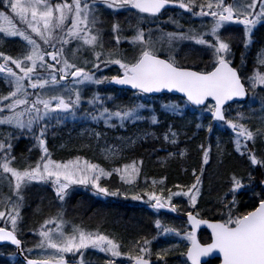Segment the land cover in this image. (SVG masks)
Listing matches in <instances>:
<instances>
[{
    "label": "snow or ice",
    "instance_id": "obj_1",
    "mask_svg": "<svg viewBox=\"0 0 264 264\" xmlns=\"http://www.w3.org/2000/svg\"><path fill=\"white\" fill-rule=\"evenodd\" d=\"M100 3L109 9H135L138 23L134 28V35L130 38L131 44L139 48L138 54L131 60L123 58L113 59L119 55L118 50H109L108 59L102 61L108 64L119 65L122 70L121 75L112 77H102L97 79L95 74L69 61L64 55V46L72 41L78 42V48L73 50L72 55L76 56L81 48L91 49L96 60L104 55L103 52L96 51L103 48L102 30L96 25L99 20L96 15L95 5H89L84 0H63L61 3L50 4L48 0H6L15 17L19 18L21 24L26 28H19L13 24V17L4 12H0V31L6 36L20 37L28 46V50L20 57L6 55L0 51V73L4 74V80L9 84L11 90L6 96H0V101H10L0 107V111L7 110L8 114L0 116V125H11L15 129L23 132L26 130L32 134L43 155L35 165H28L24 168L13 166L14 156H10L12 144L5 140H0V151L4 156L0 158V179L6 180L11 192L15 196H6V210L0 211V220H4L8 227H0V242L9 241L17 249L23 251L22 242L17 238L18 221L21 219L20 206L24 200L22 194L24 187L32 182L51 181L56 196L63 201L66 190L72 184L91 185L96 192L102 195L116 196L117 191H109L99 183L101 177L111 176L112 172L119 174L120 179L127 184H132L139 175L140 169L137 162L124 164L122 167L113 168L107 171L99 164L90 163L80 157L66 162H59L51 159L46 140L44 139L48 124L44 123L39 127L36 134L35 127L41 122L55 119L59 124L67 117L75 118L81 104V91L79 87L62 84L72 78L74 85L85 83L103 84L114 82L119 85H130L131 88L138 90V93H154L162 90L177 91L184 94L186 103L201 106L203 110L211 113L214 121L227 125L235 133V149L242 156H247L251 165H264V160L259 159L251 150L247 149L248 142H255L257 137H264V115L260 117L261 126L255 130L248 127L242 121L250 120L252 116H246L243 112L237 111L236 116L228 118L226 116L229 102L235 98H243L248 90L242 80L238 69L232 66L229 57L232 55V38L222 35L226 25H243V46L245 49L253 44V32L257 24L264 22V0H206L205 3H197V0H99ZM170 4H177L181 9L191 12L193 16H211L213 22L207 32H196L190 29L189 32H168L164 33L157 40H153L151 30L145 32L140 25L148 18H155L161 13L162 9ZM200 11H195L196 8ZM257 7L259 11H257ZM207 9V11H205ZM69 19L71 20L68 25ZM171 19V18H170ZM172 23H178L172 20ZM5 24L7 27H5ZM39 37L45 45H49L53 50L47 51L41 44L33 38L27 31ZM121 31L119 23H113L112 32L115 42L120 43ZM59 33V35H57ZM167 40L169 47L174 41L190 40L198 45H204L211 50L213 61L211 70H194L192 67L181 66L174 55L169 54L168 58H161L157 55V44ZM60 47L57 48L56 44ZM51 58L52 62L47 59ZM244 53H241L243 63ZM87 63V61H85ZM57 65H62L57 67ZM14 66V67H13ZM93 67L100 68L99 63H94ZM264 49L258 51L256 56V67L252 74L247 77L251 89L257 86H264ZM38 90L30 93L28 89ZM35 95V99H30ZM211 98L214 103H207ZM111 99V97H108ZM89 104L103 105L99 93H96L88 101ZM264 103V98H262ZM23 105L22 111L18 107ZM144 104H135L131 107L111 111L107 107H101L96 114L86 113L85 115L92 120L103 119L105 125L115 127L111 124L113 117L119 120L120 126H124L125 121H136L145 119L139 114V110L145 108ZM167 112L179 113L182 111L181 105L176 102H169L161 105ZM264 111V109H262ZM26 117V118H25ZM151 123H158L157 116L151 115ZM201 127V125H197ZM208 131H212V124L209 123ZM99 138L101 133H93ZM145 136L148 134L145 133ZM177 133L172 131L164 135L165 140L171 137V143L176 144ZM11 138V134H9ZM135 143V141H131ZM203 151V164L209 163V149L201 145ZM217 149L222 154L220 145ZM120 150L114 147L103 149L106 160L115 159ZM185 153L181 151L179 155ZM170 156L174 153H169ZM203 166L200 175H196L193 170L195 181L187 191L171 192L167 198L157 195L155 192L148 193L149 202L154 209L169 208L172 212H177L178 208L171 203L173 196H187L189 205L195 209L197 198L201 192ZM251 179V176L249 177ZM153 181V184H156ZM264 184V181H261ZM245 185L240 178L235 175L231 177V187L225 196L231 194L232 199L227 203L222 202L221 218L218 220L199 219V212L194 215L192 211L187 213V220L191 226L190 231H181L174 227L165 226L158 219L155 225L162 229L164 234L175 233L188 242L186 253L187 260L191 264H201V258L209 256L218 251L222 255V264H264V191L258 193L260 196L258 205L253 210L245 214H233V207L236 205V193L244 188ZM142 197L134 195L132 199L140 200ZM62 213L57 217L46 219L40 226V241L36 247L40 249H50L51 253L43 259H28L27 264H67L65 254H80V264H84L82 250L89 247L98 249L101 252L110 253L112 257L121 256L120 244L109 236L100 232H89L73 226L69 234L63 230V220L60 219ZM55 223L56 228L45 229V225ZM201 224L207 225L211 229V243H201L197 239L196 230ZM138 244L140 242H137ZM151 241L143 240V246L138 248L135 255L128 253L131 264H152ZM31 251V249H29ZM169 254V249L158 252L157 259L163 261ZM107 264H114L109 260Z\"/></svg>",
    "mask_w": 264,
    "mask_h": 264
},
{
    "label": "trees",
    "instance_id": "obj_2",
    "mask_svg": "<svg viewBox=\"0 0 264 264\" xmlns=\"http://www.w3.org/2000/svg\"><path fill=\"white\" fill-rule=\"evenodd\" d=\"M48 2L54 5L63 2V0H48ZM68 2L71 3V0H68ZM205 2L206 0H197V3ZM98 5L102 6V4ZM0 8L9 13L11 17L17 18L11 12L10 7L2 5V0H0ZM112 14L116 13L112 12ZM117 14L121 17L123 16L122 13ZM178 14L172 17H180L188 13ZM166 16L171 15L167 14ZM184 21L186 22V20ZM67 23L70 25V22ZM111 41L105 44L106 50H118L119 52V55L112 57L113 59L123 58L126 61H131L135 57L132 56L135 46L132 47L121 41L119 44L116 42L112 44ZM23 45L18 44L16 39L0 36V51L5 54L15 56L17 52L25 50ZM74 46H78V43H74L72 48ZM103 53L104 55L100 57V60H96L89 51L82 52L80 49L77 55L78 58L81 57L82 59H75L74 62L78 66L93 72L97 79L120 74V69L116 64H108L106 66L102 63V61L108 59L107 52ZM158 53L164 54L163 51ZM196 54L194 57L187 58L185 53L182 52L179 57L175 58L181 66H189L198 70L207 69L208 65L203 61L199 53ZM85 57L89 59L87 63L83 62ZM94 63H99L100 68H94ZM0 85L1 94V89L7 87L4 85L2 78H0ZM84 93L86 97L99 93L104 101L102 106L99 105L107 107L111 111L131 107L135 104L146 105V108L142 111V117L145 119L125 121L123 127L120 126L119 120L115 117L111 120V124L116 125L115 127L105 125L103 119L94 121L88 118L85 115L86 113L96 114L101 108H98V104L87 106L86 103H82L79 106L78 115L75 118L64 119L59 124L55 119L46 122L48 128L45 139L47 148L51 153V159L65 161L80 157L91 163L99 164L107 171L122 167L124 164H131L133 161L137 162V166L141 167L140 174L132 184L124 183L120 179L119 174L115 172H112L111 176L102 177L100 184L108 188L109 191L118 190L119 194L116 196L107 195V197L101 198L86 190L77 189L80 191L70 199H67L70 205L69 208L75 209L74 215H78L85 221L96 216L95 220H92L93 222L100 218L104 224L109 225L110 230L117 234H115L118 237L116 240L122 241L121 253L125 254L126 258L129 257L128 253L135 255L138 248L143 246V240L148 239L151 241L149 245L151 250L150 258L156 264H189L185 255H181L186 249V242L182 238H178L179 236L175 233L164 234L162 229L156 227L155 221L159 219L163 225L177 228L183 233L189 229L186 220V214L189 211L199 212L200 217L220 219L221 211H226V209L222 208V202L227 203L232 199L231 194L227 196L225 194L231 187V177L233 175L240 178L245 185L244 188L236 193L237 203L232 209L233 214H245L258 203L260 196L257 194L264 191L261 183V181H264V166L251 165L247 150L242 149V151H245L243 156L236 151L234 144L235 135L228 128L212 124V131L209 132L208 125L212 123L211 118L209 116L198 117V109L187 108L186 104L188 103L182 97L171 94L142 96L134 91L114 88L109 82L99 85L92 83ZM34 96L32 95L30 99H34ZM108 97H111V99H108ZM169 102H176L186 107V110L190 111V115L187 111L185 115H181L185 109L179 113L165 111L161 105ZM20 107H23V105ZM153 114L158 119L156 124L151 123V120L147 119ZM198 124L201 127L198 128ZM170 128L177 133L175 137L176 144L170 142L171 137L169 140L164 139V135L169 132ZM95 132L101 133V136L99 138L95 137L93 135ZM145 133L148 135L145 136ZM30 139L23 138L21 140L17 139L16 136L11 143L10 152L17 157L20 155L28 156L30 159L29 164H32L33 161L39 160L37 157L42 156V152L39 146L34 147ZM131 141H135V143H131ZM218 144L222 154L217 149ZM201 145L209 149V163L207 164H203ZM263 145L264 141L257 137L254 143L248 142L247 149L254 152L259 159L264 160ZM107 147L119 149V155L115 159L106 160L103 149ZM181 151L185 153L183 156L179 155ZM169 153H174V155L170 156ZM202 166L204 172L201 192L197 198V207L195 209L189 205L188 197L182 195L172 197L171 203L178 208L175 213L157 211L148 206L142 199H132L134 195L146 198L148 193L151 192L167 198L169 191L173 193L187 191L188 187L195 181L193 170H196V175H200ZM250 176L251 179L249 178ZM153 181L157 183L153 184ZM47 191H51L50 187H48ZM45 195L46 193L43 192L28 194L27 205L31 203L33 207L28 213L26 212V207L23 209V217L17 227V235L23 242L26 254L30 257L29 253H33L35 248H38L36 247L39 242L38 227L47 217V215L43 217V212H46V210H43L45 205L42 202V198L46 200ZM3 197L4 195L0 194V208L6 210V203ZM118 202L120 203L118 204ZM104 213L106 214L104 215ZM0 226L11 228V225L5 224L4 220H0ZM98 232L104 233L103 230ZM106 234L112 235V233L107 231ZM199 237L202 242L210 240V234L206 229L200 231ZM137 242L140 243L138 244ZM178 247L180 248L178 249ZM29 249L32 251L30 252ZM163 249H169V254L161 261L157 259L156 254ZM12 255L15 256L14 260L10 258ZM218 261V259L209 260L205 264H217ZM0 264L24 263L16 255L15 248L6 244L0 245Z\"/></svg>",
    "mask_w": 264,
    "mask_h": 264
},
{
    "label": "rangeland",
    "instance_id": "obj_3",
    "mask_svg": "<svg viewBox=\"0 0 264 264\" xmlns=\"http://www.w3.org/2000/svg\"><path fill=\"white\" fill-rule=\"evenodd\" d=\"M84 2L88 3L89 5H92V3H90V0L89 1L84 0ZM91 2H93V0ZM97 2H99V0H97ZM227 2L231 3L232 0H227ZM2 5L4 7H8L7 4H6V0H2ZM95 10H96L97 18L99 20V23L96 25V27L102 30V42L104 44V47L102 49L101 48H97L96 51L99 50L101 52H108L106 50V45L105 44L107 42L111 41V40H112L111 41L112 44L115 43L114 36L116 34L112 32V25H113V23H119V25H120V28H121V31L119 32V35L121 37L120 41L121 42H124V43H126V44H128V45H130L132 47H134L131 44L130 38L135 34L134 33L135 25L132 24L129 21V19L131 18V15L130 14L124 13L126 16H122L121 17L118 14H112V10H110L106 6H103V5L101 6V5H98V4L95 5ZM257 11H259V8L258 7H257ZM0 12L6 13L1 8H0ZM6 14L8 16H10L8 13H6ZM178 15H180V14H178ZM180 19L182 20L183 18L178 17V16H176V17H172L171 16V17H169V19L164 18L163 19V22H171L172 23V20H177L178 21ZM194 19H197V21L194 20ZM149 20H150V18L146 19L144 22H148ZM184 20H186V22H188V23H194V24H197V23H205V22H208L209 24H212V22H213V19H212L211 16L200 17V16H193L192 15V16H186V18H184ZM68 22L71 23V20L69 19ZM13 24L15 25L14 19H13ZM201 26L203 27V25H201ZM228 26H230V25H228ZM5 27H7L6 24H5ZM23 28H26V26H24ZM27 31L29 32V34H31L33 36L34 39L37 40L38 43L41 44V47L43 49L47 46V45L43 44V41H41L39 39V37H37V36H35V34L31 33L29 29ZM57 35H59V33H57ZM128 35H129V37H128ZM161 35H162L161 33H158L157 32V33L154 34L155 38L154 37H152V38H153V40H157L159 37H161ZM13 39H16L17 41H21L24 44L23 45V44L20 43L21 45H23L25 47V50L20 51V52H17L16 55L13 56V57H20L22 54H24L28 50L27 43L22 38H13ZM185 42H186V40H183V41H174L173 42V45H172V49L173 48H175V49L176 48H181L182 46H184V43ZM74 43H78V42L77 41H72L69 45H65L64 46V49H65L64 55L67 56V58L69 59V61L72 62V63H75L74 62L75 59L76 60H81L82 59L81 57L78 58V55L77 54H76V56H73L72 55L73 50H75V49L78 48V46H74L72 48V45ZM162 43H163V41L157 44V46H156L157 47V51L163 49ZM190 45L192 47V50H195V51H197L199 53L202 52V51H205L207 54H211L212 53L210 49L201 47L200 45H196V43L195 44H190ZM56 46H57V44H56ZM59 47H60V45L58 46V48ZM81 51L82 52L89 51L93 55L91 49L81 48ZM138 52H139V48L137 46H135V48L132 51V56H136L138 54ZM166 52H168L169 54H174V52L171 51V50H167ZM184 53H185V56L187 58H191V57H194L195 55H197V54H192L191 53V50L184 51ZM175 54H177V53H175ZM204 56L205 55L202 54L200 57L203 58ZM208 58H211V57H208ZM83 60H84L83 62L85 63V61H87L89 59L85 57V58H83ZM60 66H62V65H57V67H60ZM2 75L4 76L3 73H2ZM0 76H1V74H0ZM61 83L62 84L67 83L68 85L75 86V87H79L80 88V91H81V97H82L81 104L82 103H86L87 106L93 105V104H89L88 103L89 99H91L92 96L86 97L85 96V93H84V91H86L87 88L92 85V83L88 82V83H85L83 85H74L73 84V80L70 77H69V79H68L67 82L62 81ZM6 84L8 85L7 82H6ZM0 88H1V85H0ZM9 91H6V90L2 91L1 94H0V96H6ZM29 91L31 93V92H36L38 90H34V89L29 88ZM253 95H254V93H251L250 94V97L248 99V104L249 105L251 104V102L253 100ZM34 99H35V96H34ZM4 103H10V101H0V107H2ZM23 108H24V106L23 107H20V108L18 107L17 110L18 111H22ZM98 108H101V106L99 104H98ZM145 108L139 110V114L141 116H143L142 111ZM181 109H182V111H183V109H185L181 113L182 116L186 114L185 113L186 111L190 115V111L189 110H186L187 109L186 107L181 106ZM262 109H264V105H261L258 108L253 109L251 111V113H250V116L253 117L252 119H250V121H251L252 125L254 126V129L261 126L260 117L262 115H264V111H262ZM197 113H199L198 117H201V115H206L207 113L209 114L208 111L203 110L202 108L201 109H198L197 110ZM7 114H8L7 110L0 111V116L7 115ZM77 115H78V113H77ZM69 119H72V117L69 116L65 120H69ZM47 121L48 120H46L44 122H41L40 126H36L35 127L34 130H35L36 134L39 133V127L43 126V124L46 123ZM12 129H15V128L12 126ZM14 132H18L19 133V137H17V139L18 138L19 139H21V138H24L25 139V138L31 137V141L33 142L34 147L35 146H38L37 145V142L33 138L32 134L28 133L26 130L23 132V134L18 129H15ZM44 139H45V137H44ZM46 145H47V143H46ZM12 156H14V155H12ZM14 157L16 158L15 161H14V163H13V166L14 167L23 168V167L28 166L29 163H30V159H29L28 156L20 155L18 157L17 156H14ZM83 160L84 159H82V161ZM66 161H69V160L59 161V162H66ZM260 166H262V165H260ZM138 167H139L140 172H141V167L140 166H138ZM140 172H139V174H140ZM0 173H2V171ZM104 177H106V176H104ZM101 179H102V177H101ZM101 179H100V181H101ZM100 181H99V183H100ZM48 187H50V190H51L50 192L47 191ZM89 187L91 188V190L89 189ZM77 189H83V191L86 190L87 192H91V194H94V195H96L98 197H101V198L107 197V195H102V194H99L98 192H96V190L90 184L89 185L72 184L66 190V195L64 197V200L61 201L56 196V192H55V189H54L51 181H48V182H35L34 181L31 184H29L26 187H24V189H23L22 194L24 196V200H23V202H22V204L20 206V216H21V219L23 217V212H24L23 209L26 207V212L28 213L31 210V208L33 207V204L31 205V203L27 205V196H28V194L29 193L38 194V193H42L43 192V193H46L45 198L47 200L46 201L44 198H42V202L45 205V208H43V210H46V212H43V214H44L43 217L47 215V217L45 218V220L46 219L55 218V217H57L58 213H62V216H60V219H62L63 222H64V224H63V230L65 232H67V233L70 234L72 232L73 226H79L80 228H83L84 230L89 231V232H97V231H100V230L102 231L103 230L104 233H102V234L107 235L111 239H114L115 241H117L116 239H118V237L116 236L117 235L116 232L111 231L110 230V226L107 225V224H104L103 220H101L100 218L97 219L96 222H93L92 220H95L96 216H93V217L90 218V220L85 221L84 219L80 218L78 215H74L75 209H70L69 208L70 205L68 204V200L67 199H70L78 191H80V190H77ZM74 190H76V191H74ZM0 194L1 195H4L3 198H5L6 196H12L13 201H15V196L11 192L10 187L8 185V182L6 180H3V179H0ZM141 199H142V201L144 200L148 204V206L152 207L151 206L152 202H149V196L146 197V198L145 197H142ZM119 203L120 202H118V204ZM5 206H6V204H5ZM4 210H5L4 208L3 209L0 208V211H4ZM71 214H73V215L71 216ZM105 214L106 213H104V215ZM20 220L18 221V223L20 222ZM43 223L44 222H42L39 225L38 232L37 233H39L40 226ZM47 228H52L53 230H55L56 225H55V223L45 225V229H47ZM106 231L112 233V235L110 236V235L106 234ZM186 231H190V230L188 229ZM38 237H39V235H38ZM178 238H182V237L179 236ZM39 241H40V237H39ZM184 241L186 242V248H187L188 242L186 240H184ZM117 242L120 244V251H121L122 250V246H123L122 241H117ZM179 248L180 247H178V249ZM50 253H51V250L50 249L35 248L34 252L33 253H29V254L31 256H33V257L45 258ZM82 253H83V257L82 258H83L84 264H107V262L109 260H113L114 261V264H123V262H125V261H127V262L130 261V259H128L129 257L126 258L127 256L125 254H122L121 256H118V257H112L110 255V253L101 252L98 249H94V248H91V247L82 250ZM184 253H185V251H184ZM123 256H125V257H123ZM65 257H68L71 261L75 260L76 262H78V264H80V261H81V255L80 254H75L74 255L72 253H67V254H65ZM10 258H12V260H14L15 256L12 255V256H10ZM151 260L154 261L153 259H151Z\"/></svg>",
    "mask_w": 264,
    "mask_h": 264
},
{
    "label": "flooded vegetation",
    "instance_id": "obj_4",
    "mask_svg": "<svg viewBox=\"0 0 264 264\" xmlns=\"http://www.w3.org/2000/svg\"><path fill=\"white\" fill-rule=\"evenodd\" d=\"M195 11L198 12L200 11V9L197 7ZM205 11H207V9H205ZM182 12H186L188 14L191 13V12L186 11L185 9H181L177 4H175V6L161 11V13L158 14L156 17L164 19L166 17L165 16L166 13H168L171 16H174L175 14L182 13ZM201 25H203V27ZM210 26L211 24L209 23L194 24V23H186V22L171 23V22H149L148 21V22H143L141 24V27L145 29L146 33L148 32L147 30H151V35L154 38H155L154 34L157 32L161 34L168 33V32H178V31H183L187 33L189 32L190 29H194L196 32H207ZM21 28L23 29V27ZM222 35H224L225 37L231 36L232 55L229 57V59L232 61V66L238 69V72L242 80L245 82V87L248 90L249 95L251 93H254L253 100L250 105L248 104V100L229 103L227 106L226 116L228 118H233L236 116L237 111L243 112L246 116H250V113L253 109L258 108L261 105H264V103H262V98H264V86H257V88L253 90L251 89L247 81V77L252 74L253 70L256 67V56H257L258 51L264 49V22L257 24V26L255 27L254 32H253L254 42L247 49H245L243 46V38H242L243 37V25H240V24H230V26L226 25L225 30H222ZM190 44H195V42L186 40V42L184 43V46H182L181 48L172 49V46L169 47L167 40L165 39L162 43L163 51L165 53L163 55L167 54L165 50L173 51L174 54L172 55H174L175 57H179V53L183 51H187V50H191L192 54L199 53L195 50H192V48H190L191 46ZM200 46L207 48L204 45H200ZM44 49L47 51H50V49L52 48L49 45H47V47H45ZM241 53H244L243 63L241 60ZM202 54L205 55L202 59L203 61H205L206 65H208L207 70H209L211 68V63L213 61L212 53L207 54L205 51H202L199 53L200 56ZM208 57H211V58H208ZM261 70L264 71V69H261ZM211 103L212 102H210L209 104ZM205 116L211 117V113L209 114L207 113ZM242 122L246 123L249 128L255 130L250 120H245ZM212 124L214 125L217 124L218 126L228 128L227 125H223L221 122H218V121L212 120ZM228 129L232 132V134L235 135V133L230 128ZM13 133L14 131L11 125H0V136H1L0 140H5L7 142L11 141V138H9V134L13 136ZM3 156H4V152L0 151V158H2ZM1 171L2 170H0V172Z\"/></svg>",
    "mask_w": 264,
    "mask_h": 264
},
{
    "label": "water",
    "instance_id": "obj_5",
    "mask_svg": "<svg viewBox=\"0 0 264 264\" xmlns=\"http://www.w3.org/2000/svg\"><path fill=\"white\" fill-rule=\"evenodd\" d=\"M173 4H170V5H168V6H166V8L167 7H169V6H172ZM163 10V9H162ZM160 56V55H159ZM161 58H165V57H163V56H160ZM50 61H51V58H50ZM194 69V68H193ZM194 70H196V69H194ZM199 71V70H198ZM116 76V75H115ZM111 83V85H113V86H115V87H118V88H124V89H128V90H135V91H138V90H136V89H133V88H131V86L130 85H119V84H115L114 82H110ZM163 93H171V94H174V95H179V96H182V97H184V94L183 93H180V92H177V91H171V92H169L168 90H162L161 92H154V93H143V94H145V95H158V94H163ZM247 95H248V93H247ZM247 95L245 96V97H243V98H235V100H245L246 98H247ZM185 98V97H184ZM186 99V98H185ZM209 100H211V98H209ZM234 100V101H235ZM214 102V101H213ZM231 102H233V101H231ZM230 103V102H229ZM193 107H201V106H195V105H192ZM263 185V187H264V184H262ZM258 205V204H257ZM256 205V206H257ZM158 210H161V211H165V212H171V213H173L169 208H161V209H158ZM253 210V209H252ZM251 211V210H250ZM194 214V213H193ZM195 215V214H194ZM199 219H204V220H212V219H207V218H201V217H198ZM188 221V220H187ZM189 224V223H188ZM189 226H190V224H189ZM190 228H191V226H190ZM202 228H205V229H207L209 232H210V234H211V229H209L208 227H207V225H205V224H201L200 226H199V228H197V230H196V235H197V239L200 241V239H199V236H198V234H199V231L202 229ZM17 238H18V236H17ZM19 239V238H18ZM22 242V241H21ZM201 242V241H200ZM11 244V242H9V241H2V242H0V244ZM202 243V242H201ZM208 243H211V240L208 242ZM12 245V244H11ZM13 246H15V245H13ZM22 246V245H21ZM15 248H16V253H17V255L19 256V258L25 263V264H27V260L28 259H35V258H30V257H28L26 254H25V252H24V250L23 251H20L19 249H17V247L15 246ZM23 248V247H22ZM187 258V257H186ZM215 258H218L219 259V263L218 264H222V255L221 254H219V252L218 251H216V252H213V253H211L209 256H205V257H202L201 258V264H203V263H205V262H207L209 259H215ZM152 262V261H151ZM190 264H191V262L190 261H188ZM67 264H71V263H69L68 261H67ZM131 264V263H130ZM152 264H153V262H152Z\"/></svg>",
    "mask_w": 264,
    "mask_h": 264
},
{
    "label": "bare ground",
    "instance_id": "obj_6",
    "mask_svg": "<svg viewBox=\"0 0 264 264\" xmlns=\"http://www.w3.org/2000/svg\"><path fill=\"white\" fill-rule=\"evenodd\" d=\"M260 139H261L262 141H264V137H260ZM263 150H264V145H263ZM243 173H245V171H243Z\"/></svg>",
    "mask_w": 264,
    "mask_h": 264
}]
</instances>
